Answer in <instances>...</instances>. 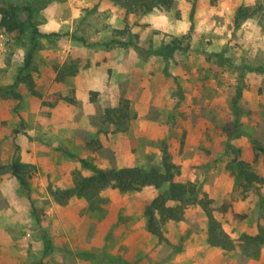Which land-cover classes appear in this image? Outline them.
<instances>
[{
	"label": "rangeland",
	"instance_id": "374dc122",
	"mask_svg": "<svg viewBox=\"0 0 264 264\" xmlns=\"http://www.w3.org/2000/svg\"><path fill=\"white\" fill-rule=\"evenodd\" d=\"M8 5L25 29L0 26V264H264V240L244 250L264 236V159L252 145L264 147V0H172L146 14L120 0ZM239 8L248 14L236 21ZM121 100L131 119L119 131L103 112ZM57 149L102 170L168 155L194 202L158 240L146 208L167 185L65 197L93 173ZM237 165L250 183L234 186Z\"/></svg>",
	"mask_w": 264,
	"mask_h": 264
},
{
	"label": "trees",
	"instance_id": "16d2710c",
	"mask_svg": "<svg viewBox=\"0 0 264 264\" xmlns=\"http://www.w3.org/2000/svg\"><path fill=\"white\" fill-rule=\"evenodd\" d=\"M171 3L172 0H120V4L124 11L130 14H146L155 9L167 10L171 6ZM26 10L29 11V9ZM247 14V9L239 8L236 11L235 20L238 21L247 16ZM0 26L3 27L7 33L16 34L17 36L22 35L25 29L24 24L17 20L16 8L12 5L0 8ZM33 34H35V30L33 31ZM33 38L34 37H32V39ZM179 44V41L174 39L170 43V46H166L163 49L166 54L170 55L175 48H178ZM32 50L33 48H30L25 54V69H28L30 66L33 54ZM256 70L262 71L264 70V67H257ZM29 82L31 84L30 79ZM69 102L73 101L69 100ZM103 119L105 122L115 126L116 130H125L127 123L131 119L128 102L121 100L116 108L105 109L103 112ZM252 145L264 159V147L256 140H252ZM57 150L71 159H76V157L69 152L60 149ZM76 160L83 168L90 170L93 173V176L76 183L72 190L67 191L65 197L77 194L79 196H84L87 200H91L108 187L116 189L120 193H130L138 192L149 187L158 190L167 185V190L156 196L146 208V215L148 217L147 231L158 240H163L164 238L162 226L169 221L181 220L185 209L194 202L195 188L190 184L175 181V177L179 174V169L170 161L168 155L163 154L160 167H150L149 169L123 167L120 169L102 170L87 160ZM236 167L237 171L234 186L242 185V179L240 178L242 175H244L245 180L250 183V178L254 175L245 171L242 166L237 165ZM9 168L11 175L16 178L20 185L27 189L28 185L22 176L18 162H16V160L12 161ZM261 180L264 183V179ZM259 208H264V197H261L259 200ZM263 240L264 236L261 235L245 238L244 250L246 251L248 244L252 243L255 248L253 256L254 254L256 255L258 247ZM114 262L120 263L121 261L116 260Z\"/></svg>",
	"mask_w": 264,
	"mask_h": 264
}]
</instances>
